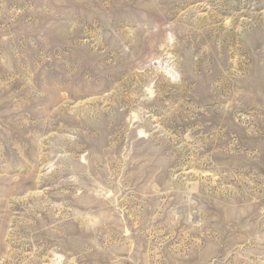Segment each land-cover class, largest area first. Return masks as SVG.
Wrapping results in <instances>:
<instances>
[{"label": "rangeland", "instance_id": "1", "mask_svg": "<svg viewBox=\"0 0 264 264\" xmlns=\"http://www.w3.org/2000/svg\"><path fill=\"white\" fill-rule=\"evenodd\" d=\"M0 264H264V0H0Z\"/></svg>", "mask_w": 264, "mask_h": 264}]
</instances>
